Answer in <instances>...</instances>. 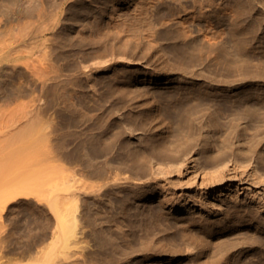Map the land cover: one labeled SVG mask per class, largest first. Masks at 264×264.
<instances>
[{"label": "rangeland", "instance_id": "374dc122", "mask_svg": "<svg viewBox=\"0 0 264 264\" xmlns=\"http://www.w3.org/2000/svg\"><path fill=\"white\" fill-rule=\"evenodd\" d=\"M145 1L146 3H156V5L154 4L153 6H150V8L153 7L152 10L149 7L147 9V17L148 20L150 19L149 22H151V25L154 26L155 30L154 28L153 30L155 33L153 30H151L153 33L151 31V33L148 32L147 29L145 30L144 25L137 24L132 26L130 23V20H133L132 18L136 13V7L138 5H143L142 3L145 4ZM178 1L22 0L20 2L21 6L18 7L16 11L11 10V14H15L18 10L23 14L29 11L36 12L38 8H44L45 12L42 11L47 15H44L42 22H46L47 18L49 19L50 16H58L57 28L54 29V31L56 33V31H60L61 29V31L67 34L65 40L68 43L66 49L69 53L67 54L69 59L66 57L64 58L65 61H63V59L57 60L55 58L58 49H53L54 52L51 49L53 47L57 48L55 44H57L58 40H56V38L54 41L52 37H55H51L52 34L48 32L44 38L48 39L47 43L49 48H51L49 51L51 50L55 53L50 54L51 61L54 63L52 65H59L58 68L54 66L53 70L54 68L55 70L57 69V72H61V69L63 70L61 74H57L53 71L56 75L54 74V77L52 73V80L50 83L55 86L57 83L64 80H72L73 82L80 81H78L80 84L78 87L76 83H74L76 85L74 90H72V86L68 85V87H70L68 101L61 97L57 99L54 97L56 101L53 98L54 105L50 111L49 130H52L53 148L58 149L59 152L56 157L54 156L59 161H57L59 164L53 161L56 160L54 157L52 161L55 165L56 163L61 165L59 167L56 165L59 169L64 167L63 169L65 170V173H67L66 169L71 165L64 157L66 155L74 157L81 156L82 146L81 141L78 138H67L65 141H63L64 139H57L58 136L62 135L65 131H80L81 129L79 128L84 129L85 126L86 132L93 133L94 131L91 130V127H88L91 125L92 121H88L90 122L89 124L87 122L83 125L78 124V127L77 125L73 126L76 129H68L66 127L67 125H65V121L60 117L58 119L56 112L62 110L64 106L66 107L69 105L73 107L75 104H84L85 102L83 106L90 109L91 113L96 115L106 113L107 117H109V122L114 127V133H116L115 141H117L113 153L109 154L107 157H101L99 163L110 159V161H108L110 171L112 169L113 172H118L120 174L119 177H123L124 173L128 175V171L130 172V175H133L132 178H135L125 185L126 188L116 187L121 189L122 192L120 191V193H117L116 195L115 193H112L110 195V200L106 202L107 206L105 205L104 207L113 211V208L119 206L121 203L120 201L125 194H134L132 192L137 194V192H143V195L145 196L140 197V200L138 198H133L129 203L131 206H129V209L127 210L126 219H122L123 221L120 219L118 220L119 224L123 225L122 230H124L125 227V231H128L131 234L132 228L127 229L128 225L126 227V224L132 223L134 218L129 216L137 209V206H145L144 208L146 211L155 210L158 212L160 218H164L165 222L167 221L166 223H171H168L171 226V228L168 229L169 233H166L167 231L159 232L160 235H157L158 243L155 246L159 249L164 248L165 250L169 247V243H167V246L162 247L163 243L161 244V242H167L168 239L176 238L178 250H181V254L172 251L173 255L169 254L163 257L161 255H147L146 257L140 255L134 257L135 262L139 260V264H203V260H205L208 264H214L210 263L214 260L215 264H264V241H261L264 240V228L260 230L259 227H255L254 225H241L232 230L231 228H228L220 233H216L213 238L214 241L218 242L220 239L226 240V238H228V241H232L233 243L236 242V247L229 255V257L233 258L226 257V259L221 258V256L216 258L215 254V257L210 254L212 249H214V246L209 248V254H199V252L197 253L198 249L196 252V249H194L193 252L191 248L186 249L187 245L184 240L186 237L184 238L182 236L185 227V229H190L195 233L203 229V227L197 225L198 223L207 221L209 223L217 224V222H220L219 220H223V217H225L227 212H235L242 208L248 211L250 210V214H252L253 217L255 216L256 218L261 219L264 223V122L253 123L247 118L235 120L239 135L235 138L233 147L235 153L238 151V155L227 153L224 161L218 164H210L205 161V153H201L203 142L200 143L201 145L189 149L184 155L182 153H177L176 155L178 156H176V161H167V159H164L163 161L159 159L161 156L159 155V152L156 153L155 150V145L158 144L157 140L162 138V136L169 135L166 138L173 143V138H175L174 134L177 132L176 125L178 124L179 119L185 114L186 107H190L189 104L191 105L192 103L190 102L192 95L199 94L201 98L206 100L212 99L213 102L218 101V99L221 100V98L226 99V102H223L226 106L236 104L237 97L241 94H258L261 95L260 97H264V0H211L210 2L206 0H196L195 3L192 2L193 0ZM15 3V0H0V44L5 37V35L3 37L1 31L4 28V23L7 19L6 15L4 16L5 13L3 11L7 5L12 6L10 9L16 7ZM198 3H201L202 5L204 3L203 9H200V4ZM100 5H107V8L103 7L100 9ZM182 6L187 7L186 12L181 11ZM88 11L90 13L86 15ZM158 12H161L162 14H158ZM188 12H192V15L196 16L194 23L190 24L192 32H189L191 35L193 33V36L190 37L195 38L197 42L199 40V44H205L208 40V44L210 41L212 46L215 42L216 47H218L217 45L220 46L223 42V47L222 45L220 46L222 51L220 47H218L219 49L214 46H212L213 48L209 47L210 50L212 48L210 51L212 54L207 58L204 57V60L200 61V63H192L189 60H182L181 57L183 58L185 55L186 58L188 57V55H184L182 49H180V45H183L182 43H184V41L178 40L177 42L175 39V34L179 31V27H181L176 23L183 20L184 16V18L189 19L191 14L186 15ZM200 12H207L205 15L207 17L200 16ZM173 13L175 14L172 15ZM61 14L62 17H60ZM156 14L160 16L158 17ZM163 14H167V16L164 18L162 17ZM32 16L34 19L29 16H27L28 18L26 16V18L24 16L22 18L21 16L20 21L24 23L25 21L28 22L30 20L31 22L33 19L32 21L34 24L40 22L36 20V15L32 14ZM14 18L15 16L12 15L11 19L13 21L9 24L11 26V37L15 36L16 33L18 34V28L22 25V23H19L20 21L18 22L16 19L14 20ZM160 19L162 22L165 20V24L161 23ZM35 20L37 21L36 23ZM59 22L62 23L60 24ZM30 24H32V22ZM30 26H33V24ZM140 28L142 30H140ZM190 28L188 27V30H190ZM169 29L172 31L171 33L169 32ZM26 30L29 31L30 29L28 28ZM133 30L134 33L132 32ZM197 30H199L201 34L197 32ZM205 30L207 32H205ZM79 32L85 34L89 39H93V44L91 46L88 44L87 46H80L81 44L78 39L80 36ZM207 33H209L208 36H206ZM154 34L156 36H154ZM170 37L172 39H170ZM210 37H215V40L213 39L214 42L212 40L213 43L211 42ZM173 38L175 40H173ZM203 39L207 40L203 41ZM11 40L13 41V38ZM201 41L203 43H201ZM208 44L206 45V49L210 46ZM82 53L84 55H82ZM51 55L54 58H52ZM77 68L82 70L79 72L77 71ZM73 71L77 72L74 73ZM67 75L69 76V79H67ZM77 77L79 79H74ZM58 79L59 81H57ZM62 90L63 89H60V91ZM51 97H53V94H51ZM69 97H73L72 99L74 101ZM123 98L124 100L122 101ZM96 103H98V108L96 107ZM173 103L176 104L174 105ZM80 104L77 106L75 105L73 108H80ZM260 104L263 107V111L264 99L260 100ZM59 105L61 107H59ZM55 109L56 112H54ZM224 116L221 118L220 122L222 124L225 122L223 124L225 132H228V126L233 124L229 123L232 121L230 119L233 117L228 114H225ZM155 117H157V119H154ZM53 122L56 126H54L55 124ZM170 125H172V127ZM54 127H56L57 131ZM53 131H55V133H53ZM203 134H205V131ZM169 138L172 140H169ZM258 142L259 147L257 148V153L246 156L244 154L246 148L251 144H257ZM149 143H151V146ZM172 147L173 145L169 144V148L167 147V149H170L169 151H171ZM214 149H216V147H214L211 142L209 150L212 151ZM78 153L81 154L79 155ZM132 156L139 158L144 157V169L139 170V164H134L131 160L133 158ZM77 157V163L80 164L79 162L82 161H80L81 159L78 161ZM128 163V166L130 167L127 166ZM58 171L55 170L56 177L57 175L61 176L63 174V170H60L62 172L61 175L60 171ZM65 173L64 177L62 175L59 179L56 178L58 179V183L61 182L63 184L65 182V177L67 176ZM90 181L91 180L89 179V182ZM119 182L123 183L117 181V185L120 184ZM110 183H112V181ZM78 194L81 198H78V202L76 203L78 211H75V214L77 213L78 215V217H76L78 218L77 220L79 223L77 222L78 225L76 226H78L79 229L75 227V232L78 235L80 232L81 236L76 234V238L72 240V244L68 250L72 256L68 259H64L67 260V263H65L63 259L60 261L57 257L55 260H59L58 264H74L72 262L75 258L74 262H77H75V264H79L83 258L82 256H84L83 260H88L87 264H97V256H95L96 254L93 252L96 249V247H94V235L93 232L89 231V226H85V229L83 228L84 224L82 225V222L84 223L85 220L82 219V217H84L85 214L83 213L85 207L84 204L87 203L89 209L93 208L91 210L92 213L99 210L98 207L102 205L97 201L95 202L96 199H93L94 194L91 195L92 193L87 194L85 191L83 192V190H81ZM185 204L189 205V209L183 208ZM109 206H111V208ZM79 215H81L80 218ZM49 216L53 218L52 220L54 223L55 219L51 212H49ZM94 217H96L95 214ZM184 217L189 218L192 223L197 224L193 226L189 223L186 225L175 223L176 219ZM173 223L175 226L172 225ZM81 226L84 232L86 230L87 233L81 232ZM117 228L118 227H115L116 231L121 230L119 228L117 230ZM190 230H188V232L190 235H193L194 233ZM134 231L133 233H135V235L130 237V234H128L129 236L126 237V240L132 241L135 244L134 237H138L140 234ZM246 231L248 233V235L247 233L246 235L249 237L244 236L246 240L252 239V243L255 240L258 242L260 240L261 244L255 241L253 247V244H250L251 242H247L242 236ZM233 233L236 237L239 236L238 234L241 236H239L238 239ZM229 237L233 239L230 240L231 238ZM240 237L242 240H245V242H242V240L240 241ZM77 239L79 240V244L82 243L80 244L82 247L78 244ZM84 239L85 243L87 240V245L83 244ZM225 240L223 241L225 242ZM228 241L226 240V243L229 244ZM152 243L154 242H151L150 245ZM246 243H249L247 244L248 246ZM215 249L217 248L215 247ZM19 250L20 249H18V251ZM76 250L78 251L77 253H80L81 255L77 254ZM214 252L217 254V251ZM40 254H36L38 258L43 255ZM36 255L35 258H33L34 260L36 259V261L33 262L31 260L32 258H22L18 253L8 252L7 243L0 240V264H55L57 262H54V260L53 263L51 261L43 263L41 262L43 258L42 260H40V258L37 259ZM86 255L88 258L85 257ZM90 255H92V257ZM195 255H197V257ZM217 256L219 255L217 254ZM78 258H81L79 259V262ZM68 260L72 262H69Z\"/></svg>", "mask_w": 264, "mask_h": 264}, {"label": "bare ground", "instance_id": "6f19581e", "mask_svg": "<svg viewBox=\"0 0 264 264\" xmlns=\"http://www.w3.org/2000/svg\"><path fill=\"white\" fill-rule=\"evenodd\" d=\"M21 1L22 0H15L16 7L11 8V9L10 7L12 6H8V5L6 6L3 12L5 13L4 16L6 15L7 19L5 20L4 28L1 31V33L3 34V37L4 35L5 37H4L3 42H1L0 44V240H3L4 242L7 243L8 252L18 253L20 257L25 258V259L32 258L31 259L32 262L36 261V259L35 260L33 259L35 258V255L36 254L39 255L41 253L43 255L40 256L39 258L40 260H42L43 258V260L41 261L43 263H48L50 261L53 263V261L57 257L60 261L63 259V261L67 263V260H64V259H68L72 256L68 250L70 249L72 240L76 238L75 236L77 233L75 232V230L76 228H78V226L76 225H78L79 223V221L77 220L78 215L77 213L75 214V211L76 212L78 211L76 203L78 202V198H81L78 196L79 195L78 193L81 190H83V192L85 191V193L87 194H91V193H92L91 195L94 194L93 199H96L95 202L97 201L99 204L102 205L98 207L99 210L92 213L91 210L93 208L89 209V207L87 206V203L84 204L85 207H84L83 213L85 214H84V217H82V219L85 220L84 223L82 222V225L84 224L83 228L85 226L87 227L89 226L90 227L89 231L93 232V235H94V243H95L94 247H96V249L93 252H95L94 254H96L95 256H97L96 258L97 264H139V260L135 262L134 257L140 256V255L144 257H146L147 255H153V256L161 255L163 257L169 254L173 255L172 251L174 252L176 251L175 253L179 252L181 254L180 252L181 250L179 251L177 247L176 238L168 239L167 242L166 241L161 242V244L163 243L162 247L167 246V243H169L168 244L169 247H167L168 249L166 248L167 250L166 249L164 250V248L159 249L155 246L158 243L157 235H160L159 232L167 231L166 233H169L168 229L171 228V226L169 225L171 223L169 222H168L169 224L166 223L167 221L165 222L164 218L163 219L160 218L158 215V212H156L155 210L146 211L144 208L145 206L144 207L137 206V209L133 211L132 214L129 213L130 214L129 217L134 218V220L132 223H129V224L127 223L126 227L128 225L127 229L132 228V230L133 229L135 230V231L133 230L134 232H138V234L140 235H138V237H134L135 244L132 241L126 240L127 239L126 237L129 236L128 234L130 233L128 231L127 232L125 231L126 229L125 227H124V230H122L123 225H120L118 220L126 219L127 210L129 209V206H131L129 205V203L131 202L133 198H138L140 200L141 199L140 197L145 196L143 195L144 194L143 192L142 193L137 192V194H135V192L131 191L134 194H128V195L125 194L120 201L121 203L119 204L117 202L119 206H116V207L114 206L115 208L113 209L115 211L114 210L111 211L109 208L106 209V207H104L105 205L107 206L106 202L110 200V195L112 193H115V195L117 193L118 194L120 193L121 189L116 188V187L124 188L125 185H127L131 180L135 179V178H132L133 175H130L129 174L130 172L128 171H127L128 175H126L123 171L124 173V176L122 175L123 177H119L120 174L115 171L113 172L112 169L110 171V168H109L110 166L108 164L109 163L108 161H110V159L108 160L106 158L107 160H105L104 158L105 161H101L102 163H99L100 162L99 159L101 157H107L109 154L113 153V149L116 146V141H117V140L115 141L116 133H114V130H113L114 127L109 122V119H108L109 117H107L106 113L104 114L100 113V115L91 113L90 109L83 106L85 102L84 104L79 103L80 108H73L75 105L76 106L79 105V104H75L73 105V107L69 105H67L66 107L64 106L62 110H59L57 112L55 109L54 112L57 113L58 119L59 117L62 118V120L65 121V125H67L66 127L68 129H71V128L76 129L73 126L77 125L78 127L79 126L78 124L83 125L85 122L89 124L90 122L88 121H92L91 125H89L88 127H91V130L94 131L93 133L86 132L85 130L86 126H85L84 129L79 128L81 129L80 131L78 130L70 131L69 130L67 132L65 131L63 134L60 132L62 135L58 136L57 140L64 139L63 141H65V139L67 138L69 139L78 138L81 141L82 154L78 153L79 155L81 154V156H79L80 158L77 156L76 157L78 158V161L81 159L80 161L82 162H79L80 164H78L76 157L66 155L64 158H66V160L71 165L67 169L65 167L67 173H65L63 166H62L63 168H60V169L58 168L61 165H58L59 161L55 157L59 152H58V149L53 148L54 146L52 144V137H53L52 132H51L52 130L51 131L49 130L50 113H51L50 111L54 105L53 98L55 97L57 99L61 97V98H64V100L68 101L69 100L68 96L70 95L68 93L69 88H70L68 87V85L72 86L73 87L72 90H74V87H76V85L77 87L80 85L79 84L80 81L78 80L79 82L78 81L73 82L71 80L72 81L71 82L68 80H64V81L57 83L55 86H53V84L50 83L52 80V73L54 76V74L55 75L56 73L61 74V72L63 71L61 69V72H57V69L55 70V68L53 70V67L56 65L54 66L52 65L54 63L51 61L52 59L50 58V54L54 52L53 49H58L57 52L55 50L56 54L53 53L55 54V58L57 60L63 59V61H65L64 58H66L67 54H69L68 50L66 49L68 43L65 40L66 39L65 36L67 34L61 31V29L60 31H56L55 33L54 29L57 28L56 25L58 22L57 15L53 17L49 15L50 16L49 19L47 18L46 22H42L43 21L42 19L44 15L46 14L44 13L45 12L44 8H40V9L38 8L36 12L32 10L33 12L29 11L23 14H21V12L18 10L17 12H15V14H11L12 11H16L18 7L21 6L20 4ZM206 1L210 2L211 0H206ZM192 2L195 3L196 0H193ZM142 4L143 5H140V6L138 5L136 7V13L134 14V17L132 18L133 20H130L131 21L130 23L132 24V26L137 25V24H140L142 26L144 25L145 30L147 29L148 32H150L151 30H153L154 26H152L151 22H149L150 19L148 20L147 9L148 7L150 8V6H153L154 4L156 5V3H153V2L146 3L145 1V4L144 3ZM198 4H200V9H203L204 3L203 5L201 3H198ZM103 7L107 8V5H102V6L100 5V9H102ZM186 8H187L186 6L184 7L182 6L181 11L186 12L187 10ZM150 9L152 10L153 7ZM88 13L90 12L88 11L87 14L86 13L85 14L88 15ZM206 13L207 12H200V16L207 17L205 16ZM32 14L36 15L37 17L36 20L40 21L39 23L34 24V22L32 21L34 19ZM158 14H162V13L158 12ZM174 14L175 13H173L172 15ZM192 14H193L192 12L186 13V15H190L189 19L184 18L185 17L184 16L183 20L176 23V24H179V26L181 27H179L178 29L179 31L175 34L176 35L175 39L177 42L178 40L184 41V43H182L183 45H180V49H182L184 55L185 54L188 55L189 59L188 57L186 58V55H185L183 56V58L181 57L182 60H189L192 63H195V62L200 63V61L204 60V57L207 58L212 54V52L210 53V51L213 48L212 46L216 47L215 42H214L215 37L214 38L210 37L211 42L214 39L213 40L214 43L212 42L213 43L212 46L210 44V41L208 44L207 39H206L207 41L203 39V41H206L207 43L205 42V44H199L200 43L199 40H198L199 42L198 43L195 38L190 37V36H193V33L192 35L190 34V32H192L191 31L192 28H190V24H193L196 18V16ZM12 15L15 16L14 20L16 19V21L18 22L20 21L21 16L22 18L23 16L24 17L29 16L33 18L31 20L33 26H30L32 25L30 24L31 23L30 20L28 21L29 24L26 21L24 22L25 24L20 21L19 23H22V25L23 24L24 25L22 26L20 24L21 26L19 25L20 28H18V34L16 33L15 36L11 37L10 35L11 26L9 24L11 21H13L11 19ZM165 16H167V14L162 15V17L164 18ZM60 17H62V14ZM164 18H161V19H164ZM161 19H160V22L165 24L164 23L165 20L164 22H162ZM36 20H35V23L37 22ZM169 26L171 27L170 24ZM188 27L190 28V30H188ZM28 28L30 29L29 31L26 30ZM134 30L132 31L133 33H134ZM140 30L142 29L140 28ZM171 30L169 31L170 33L172 32ZM199 30H197V32H199ZM201 30H204V29H201ZM48 32L52 34V35L50 34L51 37L52 36L55 37V38L52 37L54 41L57 38L56 40L58 41H57V44H55L57 48H54V47L52 49L49 48V45L47 43L48 39L44 38V36ZM205 32L207 31L205 30ZM79 33H80V36L78 37V39L81 44V45L79 44L80 46H87V44L91 46L93 44V39H89L82 32H79ZM208 34L209 33H207L206 36H208ZM154 36L156 35L154 34ZM171 37L170 39H172ZM12 38H13V41L11 40ZM175 39L173 38V40ZM201 43L203 42L201 41ZM207 44L210 45L207 47L208 49H206ZM217 46L220 47L219 45ZM209 47H212L211 50ZM49 49H51L53 52L51 50L49 51ZM221 51H222V48H221ZM82 55L84 54L82 53ZM58 66L56 67L58 68ZM81 70L78 69L77 71L80 72ZM53 71H55L56 73H54ZM73 72L76 73L75 71ZM67 77H68L67 79H69L68 75ZM74 79L77 80L79 78L77 77ZM57 81H59V79ZM74 83H76V85ZM60 89H63V90L60 91ZM51 94H53V97H51ZM260 96L261 95H258V94L256 95L255 94L252 95L248 93L241 94V95H238L236 104L226 106V104L223 103V102H226V99L221 98V100L218 99V101H215V98H214L215 102H213L212 99L206 100L204 98H201L199 94L192 95L190 99V102H192L191 105L188 103L190 107L189 108L188 106L186 107L187 109L185 110V114L181 117V119H179L178 124L176 125L177 132L174 134L175 138H173L174 140L172 141L173 143H171V141H168V138H166L169 135L167 136L165 135L164 137L162 136V138L157 140L158 144L155 145L156 146L155 150H156V153L159 152V155L161 156V158L159 159L163 161L164 159H167V161H170V160L176 161L177 159L176 156H178L176 155L177 153H182L184 155L189 149H191L194 146L201 145L200 143L202 142H203V149L201 153L203 152L205 153V161L209 162L210 164H218L220 162H223L224 159L226 158L227 153L238 155V151L235 153L234 147H233L235 143L234 140L239 135V130L237 128V125L235 124V120L237 119L242 120V118H247L253 123H263L264 122V110L262 111L263 107L260 104V100H263L264 97H260ZM84 97H85V94H84ZM72 98L70 99L73 100ZM123 100L124 98L122 99V101ZM96 104H97L96 107L98 108L99 107L98 103ZM169 104H170V101H169ZM59 107L61 106L59 105ZM52 114H51V117H52ZM225 114L231 115V117H233L232 119H230L232 121L229 120L230 121L229 123L230 124L233 123V124L228 126L229 127L228 132H225V128L223 125L225 122L223 124L220 122L221 118ZM154 119H157V117H155ZM54 126H56V124ZM170 126L172 127V125ZM54 128L56 129V127ZM204 131H205V134H203ZM53 133H55V131H53ZM117 136H118V133H117ZM169 140H172V139L169 138ZM211 142L213 146L216 147V149L212 151H210L211 149L209 150V145ZM168 143L170 145L171 144L173 145V147L171 148V151H169L170 149H167V147L169 148ZM150 144L151 143H149V145ZM258 147H259V142L257 144L255 143L251 144L246 148L244 154L246 156L254 155L255 153H257L256 151ZM151 150H154V149H151ZM53 157L56 159V160H53L54 162L58 161L57 162L58 164L56 163L58 167L53 163L52 161ZM131 160L134 162V164L135 163L139 164V167H138L139 170L144 169V157H140V158L133 157ZM128 165L129 163L127 164V166ZM76 166H79V167H76ZM55 170L56 171L63 170L62 171L63 174L60 171V175L62 174L63 177H64V173L67 174V176L65 177V182L63 184L60 182L62 185L58 183V179L62 177V175L61 176L57 175L56 177ZM89 179L91 180L90 182H89ZM111 181L112 183H110ZM117 181H121L123 183L119 182L120 184L117 185L118 184L116 183ZM188 206H189L188 204H185L183 208L189 209ZM109 207L111 208V206ZM49 212H51L54 216V219H55L54 223L52 220L53 218L49 216ZM250 212H251L250 210L248 211L243 208L241 210L238 209L235 212H227L225 217H223V220H219L220 222H217V224L209 223L207 221L200 222L198 224L192 223L189 218H185V217L176 219L175 223L177 224L180 223L183 225H186L187 223H189L193 226L197 224L203 227L201 231H197L195 233L192 232L190 229H188L192 233H194L193 235L192 234L190 235V233L188 232L187 229H185L186 227L184 226L185 231L182 232L183 233L182 236L184 238L186 237V239L183 238L185 240V244L187 245L186 249L191 248L192 252L194 249H196L195 252L198 249L197 253L199 252V254L200 253L209 254L208 253L209 248L214 246L213 247L214 249H212L210 254L213 255L214 257L216 255V258L221 256V258L226 259V257L228 258L229 255L231 254V251L233 252V249L236 247V242L234 240L233 241L235 243H233L232 241H228V238H226V240L229 242V244L226 243L225 239H223L225 240V242L221 239H220L221 241L219 240L218 242L214 241L213 238L215 234L220 233L221 231H224V229L231 228L232 230L241 225H254L255 227H259L260 230L263 229L264 228L263 221L261 219L256 218L255 216L253 217L252 214H250ZM94 214L96 215V217H94ZM80 217L81 215H79V218ZM172 225L175 226L174 223ZM115 227H118L119 229H121L119 231H122V232L116 231ZM83 228L81 232H84ZM132 230H131L130 237L135 235V233H133ZM246 233L247 231L242 236L243 237L247 236L248 233L247 235ZM238 235L241 236L240 234ZM249 235H254V234H249ZM78 236H81L80 232ZM180 238H181V234H180ZM232 239L233 238H231L230 240ZM241 240L242 238L240 239V241ZM245 240H242V242L243 241L245 242ZM246 241L250 243L252 239L246 240ZM261 241H264V240H261ZM151 242H154L155 244L152 243L150 245ZM254 242L250 243L251 245L253 244L252 245L253 247L255 244ZM249 243H246V245ZM258 243L261 244L260 240ZM78 244H79V240H78ZM83 244L87 245V240L85 243V239H84ZM80 247L82 246L80 245ZM215 247L217 249H215ZM18 249L20 250L18 251ZM214 251H217V254L219 256H217V254ZM77 252L78 251L76 250V253ZM77 254H80V253H77ZM90 256L92 257V255ZM195 256L197 257V255ZM76 257H79V256H76ZM82 257L84 258V256ZM85 257H87V255ZM39 258L37 257V259ZM229 258H233V257H229ZM58 259L54 261V262L57 261L55 264H58V261H59ZM79 259L81 258H78V262L80 261ZM74 260L73 262L70 260L68 261L75 264L76 261L74 262ZM82 260H81V263L79 262V264L88 263V260L86 259H84L83 261ZM203 261L204 263H206L205 260ZM210 263L215 264V261L213 260Z\"/></svg>", "mask_w": 264, "mask_h": 264}]
</instances>
